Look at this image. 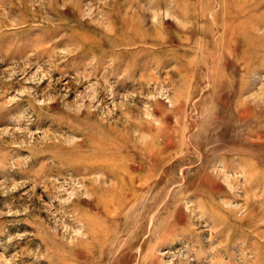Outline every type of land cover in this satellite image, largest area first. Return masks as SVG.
<instances>
[{
  "label": "rangeland",
  "instance_id": "1",
  "mask_svg": "<svg viewBox=\"0 0 264 264\" xmlns=\"http://www.w3.org/2000/svg\"><path fill=\"white\" fill-rule=\"evenodd\" d=\"M0 264H264V0H0Z\"/></svg>",
  "mask_w": 264,
  "mask_h": 264
}]
</instances>
